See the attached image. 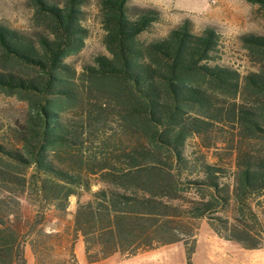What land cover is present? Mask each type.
Instances as JSON below:
<instances>
[{"label": "trees", "instance_id": "16d2710c", "mask_svg": "<svg viewBox=\"0 0 264 264\" xmlns=\"http://www.w3.org/2000/svg\"><path fill=\"white\" fill-rule=\"evenodd\" d=\"M29 1L45 33L33 40L0 26L2 61L29 71H0V90L29 105L19 146L0 145V264H26L27 237L36 249L39 236H61L58 229L45 231L44 213L28 229L22 225L19 195L26 191L59 212L77 197L71 241L82 237L90 264L178 242L186 264H194L199 227L193 221L203 218L226 241L262 247L264 203L255 204L260 220L248 201L264 195V153L239 148L233 164L225 166L203 155L187 157L183 148L186 136L196 131L189 127L193 123H233L241 137L264 135V36L240 38L249 59L261 64L241 83L235 69L219 63L220 36L212 27L195 34L191 22L183 20L166 36L143 41L139 36L160 19L158 10L137 9L131 15L129 0H99L107 54L77 75L65 59L83 47L84 0ZM246 1L264 11V0ZM85 95L100 111L112 106L123 130L144 135L146 143L122 154L101 144L84 161L85 124L80 132L71 130L61 113ZM88 113L86 124L93 119ZM91 177H98L95 191ZM81 192L89 198L81 201ZM231 202L237 224L211 216ZM246 217L258 228H250ZM68 254L77 264L71 247Z\"/></svg>", "mask_w": 264, "mask_h": 264}, {"label": "rangeland", "instance_id": "374dc122", "mask_svg": "<svg viewBox=\"0 0 264 264\" xmlns=\"http://www.w3.org/2000/svg\"><path fill=\"white\" fill-rule=\"evenodd\" d=\"M51 1L60 4L63 0ZM98 1L84 0L81 6L80 24L87 34L83 47L79 52L65 59L77 75L82 73L85 66L93 65L96 56L107 54L103 44L104 30L101 25ZM128 8L131 15H134L137 9L146 8L156 9L160 13V19L150 30L140 34V40L151 41L162 38L183 20H189L191 30L195 34H200L206 26L212 27L219 34V63L235 69L240 74L241 83L247 74L259 71L261 64L249 59L240 39L249 34L264 36V11L258 5L246 0H129ZM0 26L16 30L33 40L38 34L46 32L43 19L36 17L29 0H0ZM3 69L16 70L23 74L29 72L25 67L18 66L16 63L2 61L0 57V71ZM97 107L89 104L85 95L83 101L78 100L66 105L61 113L62 120L70 126L71 130L80 132L81 123L85 124L83 128L88 135L83 147L84 161L88 158V154L95 152L99 147L102 149L101 144H106L108 151H118L122 154L133 148H140L141 144L146 143L144 135L123 130L120 119L112 106L104 111L98 110ZM89 110L93 119L86 124ZM28 115L29 105L26 101L0 90V145L19 146V132L26 124ZM94 118H98V121ZM192 118L191 116L188 120L192 121ZM194 124H189V127L193 126L196 131L190 132L184 141L183 151L187 157L193 159V157L203 155L210 162L230 166L234 162L235 151L239 148L254 153H264V135L255 138L241 137L239 127L233 123ZM62 154L66 156L65 153ZM28 172H32V168ZM97 179L98 177L90 178L92 191L99 188L96 183ZM88 198L87 193L81 192V201ZM19 199L21 204L19 220L25 228L28 229L29 225L39 220L41 214L44 213L45 231L55 233L58 229L61 234L60 238L38 235L36 249L31 245V236L27 237L24 244L26 264H72L68 254L70 247L75 254L77 264H90L85 259L82 237L79 236L73 243L71 241L77 197H70L68 207L64 212L56 211L51 205L39 204L31 191L21 193ZM248 202L258 214L259 219H263L255 204L256 202L264 203V195L250 197ZM10 209L16 210L14 205ZM237 215L238 211L231 202L226 207H219L218 211L212 213L211 216L228 219L229 223L237 224L233 220ZM244 219L250 228H258L254 220L249 217ZM202 222L207 223V220L203 218L193 221L197 227ZM262 238L264 243V237ZM141 254L131 257L115 254L93 264H171L172 262L181 263L182 258V252H176L169 246ZM148 256L154 257L149 258Z\"/></svg>", "mask_w": 264, "mask_h": 264}, {"label": "crops", "instance_id": "0c3cea01", "mask_svg": "<svg viewBox=\"0 0 264 264\" xmlns=\"http://www.w3.org/2000/svg\"><path fill=\"white\" fill-rule=\"evenodd\" d=\"M167 246L176 252H182L181 263L172 262L171 264H186L182 242ZM152 251L154 250L142 254ZM148 257L153 258L154 256ZM192 261L194 264H264V243L260 248H244L238 243L220 238L208 223L202 222L197 231Z\"/></svg>", "mask_w": 264, "mask_h": 264}]
</instances>
